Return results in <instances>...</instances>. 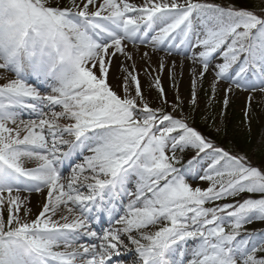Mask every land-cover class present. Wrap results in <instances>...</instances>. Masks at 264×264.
Instances as JSON below:
<instances>
[{"label":"snow or ice","instance_id":"6c2138e0","mask_svg":"<svg viewBox=\"0 0 264 264\" xmlns=\"http://www.w3.org/2000/svg\"><path fill=\"white\" fill-rule=\"evenodd\" d=\"M138 43L199 65L193 106L210 69L225 107L234 89L264 93V2L0 0V264H264V232L245 227L264 221V166L214 143L182 102L168 111L159 76L160 106L134 66L118 93L113 59Z\"/></svg>","mask_w":264,"mask_h":264},{"label":"rangeland","instance_id":"374dc122","mask_svg":"<svg viewBox=\"0 0 264 264\" xmlns=\"http://www.w3.org/2000/svg\"><path fill=\"white\" fill-rule=\"evenodd\" d=\"M250 1L255 6H261V3L264 2V0ZM64 2L66 3L67 0H64ZM209 2H213V0H209ZM127 50L132 55L131 60H127L123 55H118L113 59L112 65L114 66L116 64L121 67L122 76L117 81L109 79V83L118 93L123 95L120 85L123 77L127 75L124 69L131 70L134 66L136 74L140 79L145 98L151 106H160V93L154 86L155 77L159 76L169 102L166 106L168 111H172L173 103L182 102L183 114L188 117V122L191 125L197 119L202 123L208 122V126L216 132L222 133L223 131H230L242 139H247L249 143L247 151L240 153V147H238L235 149L237 154L248 156L255 166H264V160L261 161L257 157L262 153L261 156L264 158V93H250L248 91L234 89L232 93L227 94L228 104L225 107L223 102L225 97V84L221 82L213 98L211 83L214 79V72L210 69L202 81L197 78V104L193 106L191 104L192 81L194 79L192 69L195 67L198 70L199 65H194L191 60L185 59L182 55L166 56L162 51H154L151 46L139 43L136 46L129 44ZM144 52H148L149 56L143 57L142 54ZM173 60L175 61L174 68L171 67V61ZM161 62L165 65L163 72L159 69ZM132 94L134 95V85ZM177 97H179V101H177ZM179 114V112L174 113V115ZM24 118H28V116L25 115ZM229 122L233 125L231 128L227 127ZM65 150H67V146H65ZM177 154L181 155L180 153ZM182 155V163L187 165L188 160L192 158L194 152L186 150ZM200 164H205V162L201 161ZM190 182L193 186H207V182L199 180ZM41 200L43 202L42 196ZM224 202L220 201L218 203ZM245 227L248 232H255L258 235L264 232V221L257 220ZM124 258L125 264H133L130 257L124 256Z\"/></svg>","mask_w":264,"mask_h":264},{"label":"trees","instance_id":"16d2710c","mask_svg":"<svg viewBox=\"0 0 264 264\" xmlns=\"http://www.w3.org/2000/svg\"><path fill=\"white\" fill-rule=\"evenodd\" d=\"M213 2L223 3L225 2V0H213ZM240 2L249 7H255L257 9L260 7V6H255V4L250 0H240ZM207 123L208 122L202 123L198 121L197 119H195L192 125L196 127L198 130H200L209 139L213 140V142L216 143L218 146L223 147L225 150H228L232 153L237 154L235 149L240 147L241 148V149L239 148L240 153L247 151V146L249 144L247 139L245 138L242 139L238 135L230 131H226V132L223 131L222 133L216 132L214 129H211ZM227 125H228L227 127H230V128L233 126L231 125V122H229ZM261 155L262 153L259 154L257 157L259 160L263 161L264 158Z\"/></svg>","mask_w":264,"mask_h":264},{"label":"bare ground","instance_id":"6f19581e","mask_svg":"<svg viewBox=\"0 0 264 264\" xmlns=\"http://www.w3.org/2000/svg\"><path fill=\"white\" fill-rule=\"evenodd\" d=\"M134 2H136L137 4H139L141 2V0H134ZM11 76V75H10ZM122 76V70H121V67L117 66L116 64L113 66H111V69H110V75H109V79H112L114 81H117L120 79V77ZM1 80V83L5 82L4 80L0 79ZM35 163L34 161H29L27 162V166L29 167H34L35 166ZM68 173H65V175H67ZM31 201H32V204L31 206L33 207V210L34 211H38L39 210V207L42 203V200H41V195L38 194V193H33L31 195ZM109 225L107 224V222L105 221L103 224H100V223H95L94 224V230L96 231H100L102 228H107ZM123 256L125 257H130V260H132V262L136 259L135 257V254L134 252H126V253H123L122 254Z\"/></svg>","mask_w":264,"mask_h":264}]
</instances>
